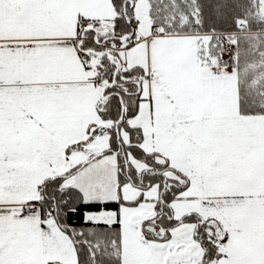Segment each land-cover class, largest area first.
<instances>
[{
	"label": "snow or ice",
	"instance_id": "snow-or-ice-1",
	"mask_svg": "<svg viewBox=\"0 0 264 264\" xmlns=\"http://www.w3.org/2000/svg\"><path fill=\"white\" fill-rule=\"evenodd\" d=\"M0 264H264V0H0Z\"/></svg>",
	"mask_w": 264,
	"mask_h": 264
}]
</instances>
